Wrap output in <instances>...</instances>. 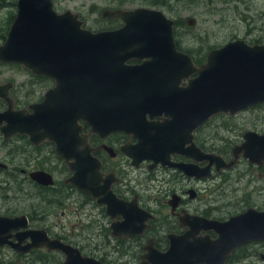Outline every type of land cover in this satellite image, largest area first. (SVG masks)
Here are the masks:
<instances>
[{
	"label": "flooded vegetation",
	"instance_id": "flooded-vegetation-1",
	"mask_svg": "<svg viewBox=\"0 0 264 264\" xmlns=\"http://www.w3.org/2000/svg\"><path fill=\"white\" fill-rule=\"evenodd\" d=\"M13 3L17 4V0ZM177 49L189 54L196 65L203 62H198L196 54L185 51L178 43ZM141 63L143 60L138 58L126 61L127 65ZM0 64L6 63L0 61ZM16 64L24 68L28 76L17 82L0 75V85L12 83L13 110L20 112L16 120L30 117L34 140L26 133L6 136L3 128L8 122L0 123V149L6 148L5 154L0 155V162L5 164L0 166V175L4 176L0 177V190L3 191L0 218H17L23 225L12 231L10 242L0 245L1 264H62L65 260V253L50 250L45 245L22 252L32 238L19 239L15 236L19 232L39 231L41 238L47 235L78 247L85 257L101 264H134L135 260L141 264L149 246L159 252L168 251L172 236L181 238L193 231L201 238L215 240L219 233L214 227H205L208 221L227 222L251 210L264 212V199L258 198L264 192V181L261 183L264 159L246 157L243 151L235 153V148L246 141V133L264 134L260 128L264 122V103L234 115L213 116L192 132L174 127L173 117L165 111L148 112L139 118L146 123L139 130L149 126L143 132L146 140H150L151 146H161L162 150L155 156H151L149 150L134 155L141 133H134L128 124L107 133L101 126V118L92 116L99 111L102 96V86L96 78H65L61 83L56 77L34 74L23 64ZM185 84L182 82L181 86ZM127 94L117 95L125 97ZM135 94L129 92L131 97L128 98L137 97ZM8 106L0 97V113L8 110ZM219 117L238 118L244 127L241 140L235 143L227 140L223 154L213 150L209 145L211 138L203 134L207 125ZM71 140L75 144L72 149L67 148ZM59 144L64 146V152L75 154L69 159L70 163L82 162L92 174L100 165L102 174L99 178L92 177V185L101 191L107 186L110 192L107 202H103L102 196L92 198L68 182L73 172L59 154ZM198 148L219 155L210 169L211 160L199 162L188 156L197 155ZM195 168H206V174L198 176ZM36 172L51 174L54 184L35 180L32 173ZM246 176L250 177V186H243ZM200 182L209 184L201 190ZM14 188L15 193L10 195L8 192ZM59 209L63 215L66 211L77 214L78 220L69 222L72 229L78 228L77 232L68 236L57 230L58 226H66L54 222ZM133 213L137 215V233L132 232L134 227L130 225ZM246 218L244 225L251 229L244 227L237 233L249 238L244 237L247 240L243 244L231 249L225 264H264L261 226L253 232V227L261 224L259 215L255 213ZM75 237L79 243L72 240ZM14 243H20L21 249H15ZM53 253L61 257L56 259Z\"/></svg>",
	"mask_w": 264,
	"mask_h": 264
},
{
	"label": "water",
	"instance_id": "water-1",
	"mask_svg": "<svg viewBox=\"0 0 264 264\" xmlns=\"http://www.w3.org/2000/svg\"><path fill=\"white\" fill-rule=\"evenodd\" d=\"M103 15L109 19H121L124 24L117 29L94 32L83 27L84 21L79 19L78 13L56 12L53 0H19L18 12L7 39L0 45V61L22 63L33 73L56 77L61 83L65 78H96L102 86V96L99 111L92 116L101 118V126L107 133L123 129L127 124L134 133H141L134 155L149 150L152 152L150 155L155 156L162 150L161 146H151L150 140H146L143 132L149 126L139 130L146 124L139 118L148 111H165L173 117L174 127L192 132L215 115H234L264 103V44L233 40L210 50L206 62L196 65L189 54L177 49L175 20L162 10L149 7L106 9ZM195 22L194 17L187 20L189 25ZM131 58L143 60V63L127 65L126 61ZM194 74L196 76L191 77ZM184 81L186 85L181 86ZM11 85L10 82L0 85V97L9 105L8 110L0 113V123L3 120L8 122L3 132L6 136L26 133L34 140L30 117V120H16L15 116L20 112L13 110ZM129 92H135L137 97L118 96ZM128 106V109L124 108ZM74 145L72 141L67 148L72 149ZM57 150L73 172L68 182L92 198L102 196L103 202H107L106 196L110 193L107 186L101 191L92 185V177L99 178L102 174L100 165L92 174L90 169H85L84 163H70L69 159L75 154L64 152L62 144ZM242 151L246 157L264 159V134L246 133V141L235 148L236 154ZM188 156L199 162L211 160L208 169L219 158V155L201 148H198L197 155ZM205 169L195 168V173L203 176ZM32 178L46 185L55 182L51 174L44 172L32 173ZM255 213L259 215L261 224L254 226L253 232L261 226L262 238L264 212L251 210L227 222L208 221L205 227H214L219 233L215 240L201 238L192 231L181 238L172 236L171 246L166 252L149 246L141 264H225L231 249L249 238L237 231L244 227L251 229L244 222L247 223V216ZM16 219L0 218V245L10 242L13 230L23 228ZM136 220L137 215L133 213L130 225L134 227V233H137ZM39 233L31 230L15 235L19 239L32 238L22 252L45 245L50 250H61L66 254L62 264H101L96 259L85 257L79 248L50 239L47 235L41 238ZM14 248L20 250V243H14Z\"/></svg>",
	"mask_w": 264,
	"mask_h": 264
},
{
	"label": "rangeland",
	"instance_id": "rangeland-1",
	"mask_svg": "<svg viewBox=\"0 0 264 264\" xmlns=\"http://www.w3.org/2000/svg\"><path fill=\"white\" fill-rule=\"evenodd\" d=\"M155 1H164V7L152 6L151 4ZM13 2L16 0H0V45L4 43L16 15L17 9ZM142 6L161 9L170 18L175 19L177 43L185 51L196 54L198 62H204L211 49L221 47L235 39H244L251 44L264 43V0H55L57 11L71 10L80 13L86 27L93 31L114 29L122 25L121 20L104 18L105 9H131ZM189 17L196 18L192 26L186 23ZM0 75L5 79H14L18 82L24 80L28 73L19 65L0 64ZM260 128L264 130V122ZM243 129L238 118L219 117L207 125L203 134L211 138L209 145L212 149L223 154L227 140L231 143L241 140ZM5 150L6 148L0 149L1 156L5 154ZM0 177L4 176L0 175ZM249 179L250 177H245L243 186H250ZM253 179L258 180V178ZM262 180L264 181V173L261 179L263 184ZM208 184V182H200L199 188L203 190ZM15 191L14 188L8 193L13 195ZM2 193L3 191L0 190V196H3ZM258 198L264 199V192L260 193ZM69 215L74 216L69 218ZM75 215L77 214L74 211L72 213L66 211L63 215L62 210L59 209L56 217L58 219L54 218V222H59L60 225L66 224V226H58L59 229L55 226V229L65 232L68 236L74 231L77 232L78 228L72 229V224H69L78 220ZM72 240L79 243L77 237ZM52 256L56 259L61 257L57 253H53ZM134 264H139V260H135Z\"/></svg>",
	"mask_w": 264,
	"mask_h": 264
},
{
	"label": "trees",
	"instance_id": "trees-1",
	"mask_svg": "<svg viewBox=\"0 0 264 264\" xmlns=\"http://www.w3.org/2000/svg\"><path fill=\"white\" fill-rule=\"evenodd\" d=\"M153 2V1H152ZM151 2V3H152ZM156 2V3H155ZM154 3H152L151 5L152 6H162V7H164V5H165V2L164 1H155Z\"/></svg>",
	"mask_w": 264,
	"mask_h": 264
},
{
	"label": "bare ground",
	"instance_id": "bare-ground-1",
	"mask_svg": "<svg viewBox=\"0 0 264 264\" xmlns=\"http://www.w3.org/2000/svg\"><path fill=\"white\" fill-rule=\"evenodd\" d=\"M128 94H129V93H128ZM128 94H127L126 96H127V97H131V96L128 95ZM119 97L124 98V97H122V96H119ZM99 103L101 104V100H100V99H99ZM93 105H94V104H93ZM146 109H147V108H146ZM142 110H143V108L140 109V111H142ZM148 112H149V111H148ZM70 142H72V140H71Z\"/></svg>",
	"mask_w": 264,
	"mask_h": 264
}]
</instances>
